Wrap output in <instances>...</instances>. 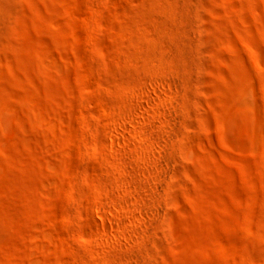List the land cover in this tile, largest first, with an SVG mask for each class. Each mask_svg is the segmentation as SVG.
Returning <instances> with one entry per match:
<instances>
[{"label": "rangeland", "instance_id": "1", "mask_svg": "<svg viewBox=\"0 0 264 264\" xmlns=\"http://www.w3.org/2000/svg\"><path fill=\"white\" fill-rule=\"evenodd\" d=\"M0 264H264V0H0Z\"/></svg>", "mask_w": 264, "mask_h": 264}]
</instances>
